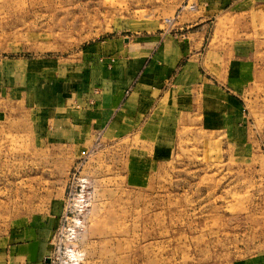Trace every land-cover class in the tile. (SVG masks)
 Instances as JSON below:
<instances>
[{
	"label": "rangeland",
	"instance_id": "obj_1",
	"mask_svg": "<svg viewBox=\"0 0 264 264\" xmlns=\"http://www.w3.org/2000/svg\"><path fill=\"white\" fill-rule=\"evenodd\" d=\"M238 17L212 51L258 43L259 78L223 89L244 121H198L206 45L177 121L77 135L47 107L57 93L81 110L84 52L157 27L159 0H0V264L35 235L50 264H264V9Z\"/></svg>",
	"mask_w": 264,
	"mask_h": 264
},
{
	"label": "crops",
	"instance_id": "obj_2",
	"mask_svg": "<svg viewBox=\"0 0 264 264\" xmlns=\"http://www.w3.org/2000/svg\"><path fill=\"white\" fill-rule=\"evenodd\" d=\"M163 7L166 14L172 15L168 23L160 10ZM261 7L264 9V0H159L157 27H141L140 31L87 48L84 60L94 66L88 81L84 79V90L75 97L81 102V110L70 107L69 101L56 93L54 100L61 103L47 107L46 112L52 113L49 118L60 121L61 127L72 129L75 125L77 135L83 134L87 124L115 133L134 127L139 121H177L175 108L182 90L179 80L188 75L189 67L195 76L200 50L209 45L202 58L203 117L198 121H231L237 125L244 117L228 103L223 89L242 95L259 78L255 58L258 43L253 37H241L226 51H212L217 49H212L214 44L222 45L227 39L214 35L216 30L228 29L227 23L232 19V28L238 29L240 15H247L252 23ZM86 100L92 106H86ZM64 130L63 134L68 135ZM35 237L13 247V264H50L47 259L42 262V243Z\"/></svg>",
	"mask_w": 264,
	"mask_h": 264
},
{
	"label": "bare ground",
	"instance_id": "obj_3",
	"mask_svg": "<svg viewBox=\"0 0 264 264\" xmlns=\"http://www.w3.org/2000/svg\"><path fill=\"white\" fill-rule=\"evenodd\" d=\"M80 203V202H79Z\"/></svg>",
	"mask_w": 264,
	"mask_h": 264
}]
</instances>
